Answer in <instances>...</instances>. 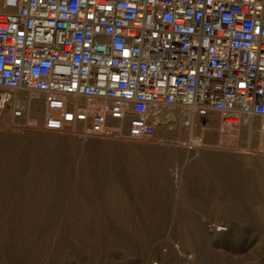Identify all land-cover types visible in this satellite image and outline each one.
<instances>
[{"label":"rangeland","instance_id":"rangeland-1","mask_svg":"<svg viewBox=\"0 0 264 264\" xmlns=\"http://www.w3.org/2000/svg\"><path fill=\"white\" fill-rule=\"evenodd\" d=\"M2 95L0 264H264L258 118L250 132L168 106L144 140L86 137Z\"/></svg>","mask_w":264,"mask_h":264},{"label":"built area","instance_id":"built-area-1","mask_svg":"<svg viewBox=\"0 0 264 264\" xmlns=\"http://www.w3.org/2000/svg\"><path fill=\"white\" fill-rule=\"evenodd\" d=\"M17 92L86 137L144 140L168 106L258 118L264 153V0H0V105Z\"/></svg>","mask_w":264,"mask_h":264},{"label":"bare ground","instance_id":"bare-ground-1","mask_svg":"<svg viewBox=\"0 0 264 264\" xmlns=\"http://www.w3.org/2000/svg\"><path fill=\"white\" fill-rule=\"evenodd\" d=\"M23 93V92H22ZM30 95H33V94H30ZM34 96V95H33ZM4 98H6V96L4 95L3 96ZM36 97V96H35ZM0 110H2L3 111V113L5 112V110H4V105H0ZM190 115H193V116H196V117H198V118H200L198 115H197V113L195 112V111H193V110H190ZM15 116V115H14ZM16 118V117H15ZM211 117H209V118H207V119H205L207 122L209 121V119H210ZM200 119H202L203 120V118H200ZM256 119L257 118H247V117H244V118H242V121H241V123H239L238 121H235L234 122V124H228V125H232V126H241V125H243V126H248V128H249V130H250V132H252V130L253 129H255V130H257L258 129V131H259V122L258 121H256ZM258 127V128H257ZM260 127H261V125H260ZM247 128V129H248ZM252 135V134H251ZM260 136H262V138H263V134H262V132H261V129H260Z\"/></svg>","mask_w":264,"mask_h":264}]
</instances>
